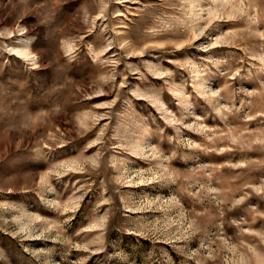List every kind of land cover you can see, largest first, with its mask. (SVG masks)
<instances>
[{"label": "rangeland", "instance_id": "374dc122", "mask_svg": "<svg viewBox=\"0 0 264 264\" xmlns=\"http://www.w3.org/2000/svg\"><path fill=\"white\" fill-rule=\"evenodd\" d=\"M0 264H264V0H0Z\"/></svg>", "mask_w": 264, "mask_h": 264}]
</instances>
